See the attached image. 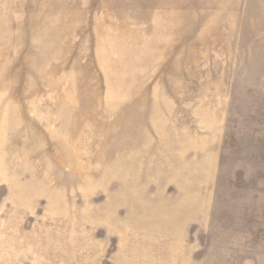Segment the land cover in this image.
<instances>
[{"label":"rangeland","instance_id":"rangeland-1","mask_svg":"<svg viewBox=\"0 0 264 264\" xmlns=\"http://www.w3.org/2000/svg\"><path fill=\"white\" fill-rule=\"evenodd\" d=\"M0 264H264V0H0Z\"/></svg>","mask_w":264,"mask_h":264}]
</instances>
